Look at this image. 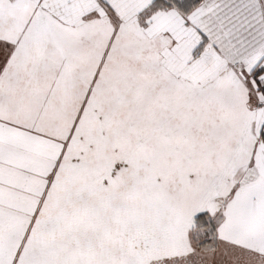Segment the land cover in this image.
Wrapping results in <instances>:
<instances>
[{
    "label": "snow or ice",
    "instance_id": "snow-or-ice-1",
    "mask_svg": "<svg viewBox=\"0 0 264 264\" xmlns=\"http://www.w3.org/2000/svg\"><path fill=\"white\" fill-rule=\"evenodd\" d=\"M0 264H264V0H0Z\"/></svg>",
    "mask_w": 264,
    "mask_h": 264
}]
</instances>
